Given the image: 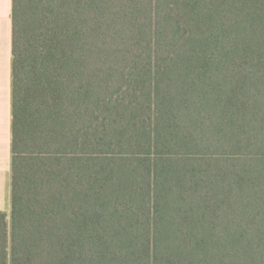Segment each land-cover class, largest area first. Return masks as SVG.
I'll return each instance as SVG.
<instances>
[{"label":"trees","instance_id":"obj_1","mask_svg":"<svg viewBox=\"0 0 264 264\" xmlns=\"http://www.w3.org/2000/svg\"><path fill=\"white\" fill-rule=\"evenodd\" d=\"M0 264H264V0H11Z\"/></svg>","mask_w":264,"mask_h":264},{"label":"crops","instance_id":"obj_2","mask_svg":"<svg viewBox=\"0 0 264 264\" xmlns=\"http://www.w3.org/2000/svg\"><path fill=\"white\" fill-rule=\"evenodd\" d=\"M11 0H0V212L10 211Z\"/></svg>","mask_w":264,"mask_h":264}]
</instances>
